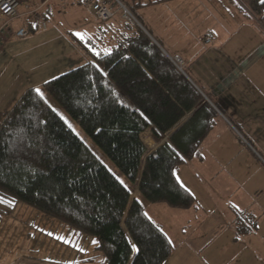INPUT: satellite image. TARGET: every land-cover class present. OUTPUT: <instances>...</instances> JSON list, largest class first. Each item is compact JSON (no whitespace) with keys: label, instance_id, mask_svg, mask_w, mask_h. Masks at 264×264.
Returning a JSON list of instances; mask_svg holds the SVG:
<instances>
[{"label":"trees","instance_id":"trees-1","mask_svg":"<svg viewBox=\"0 0 264 264\" xmlns=\"http://www.w3.org/2000/svg\"><path fill=\"white\" fill-rule=\"evenodd\" d=\"M234 1L246 17L264 26V0ZM29 22L23 26L32 27ZM108 53L44 84L43 98L36 89L26 91L6 114L0 125V197L15 209L24 205L48 217L79 238L98 241L91 243L95 249L84 264H166L173 246L139 199L180 211L194 207L175 171L197 155L215 113L201 110L146 160L142 136L153 129L154 137L163 140L200 105L202 96L145 33L137 32ZM45 96L128 186L97 159ZM241 223L243 235L257 231L256 225L248 229Z\"/></svg>","mask_w":264,"mask_h":264},{"label":"crops","instance_id":"crops-1","mask_svg":"<svg viewBox=\"0 0 264 264\" xmlns=\"http://www.w3.org/2000/svg\"><path fill=\"white\" fill-rule=\"evenodd\" d=\"M30 1L36 8L45 0ZM157 5L153 22H147L148 30L142 26L143 30L175 66L177 59L182 62L179 71L201 94L202 102L163 140L154 137L153 129L147 131L142 141L148 156L169 143V134L177 133L201 110L210 108L215 117L197 155L175 171L179 184L194 198V207L170 212L176 216L175 224L153 221L170 242L171 235L186 249L184 257L190 264H225L229 257L236 258L231 250L239 243H246L256 258L261 250L259 260L264 264V33L234 0H178ZM19 12L25 13L23 7ZM59 17L66 29L51 31L47 20L58 26ZM43 20L46 31L39 30L25 40L13 38L0 50V123L26 91L41 90L49 81L92 62L96 54L84 42L100 40L101 44L99 37L108 35L107 48L100 53L95 49L104 55L121 39L117 27L122 20L116 22L115 17L97 34L100 25L80 4H68L62 12L48 5ZM22 28L34 31L31 26ZM240 221L248 229L256 225L257 231L243 235ZM224 226L232 235L222 241L218 232Z\"/></svg>","mask_w":264,"mask_h":264},{"label":"rangeland","instance_id":"rangeland-1","mask_svg":"<svg viewBox=\"0 0 264 264\" xmlns=\"http://www.w3.org/2000/svg\"><path fill=\"white\" fill-rule=\"evenodd\" d=\"M18 1L20 2L19 9L23 7V9L25 10V13L19 12L21 18H23L27 13L31 14L34 11H40V13L42 14L44 9L48 5H54L58 7L61 12H62V8L65 7V6L61 7L53 3L47 4L48 0H45L44 3H42L41 7H36V8L30 0H18ZM119 1L126 8V10L133 16V18H135V20L138 22L139 25V27L137 25L135 27H130V25L127 22H125L122 18L124 16L123 15L124 12L120 11L118 16H116L117 19L116 22L122 20L117 27L118 32L120 33L121 36L120 41H118L117 43L118 45H121L124 44L126 40L133 37L137 32H142L147 34L145 30H143V27L144 29L148 30L146 23L153 22L156 13L155 12L156 6L158 5L153 4L154 0H119ZM26 6L29 7V10L26 9ZM117 8L120 7L117 5ZM57 19H58L57 21L60 20L59 22L61 23V25L57 26V23H51L50 20H47L51 31L54 29L56 30L66 29V25L65 23H62V19L60 17ZM20 20L13 24L8 23L9 26L6 24L7 21L5 22V20L3 21L0 20V30L3 29V34H0L1 51L6 47V44L11 39L15 38L13 36L15 30L23 29L22 28L23 19ZM249 25L250 23H248V26ZM258 29L260 30V32L264 33V26L260 25L259 23H258ZM100 30H105V29L98 26L97 34ZM10 31H12L11 35L7 33ZM29 36L30 35H28V37ZM104 36L102 38L99 37V39H102L101 44L99 42L100 40L96 42L93 41L91 43L86 41L83 43L84 47H86L90 51L96 49V51L100 53L103 48H107L108 35L106 36V39L104 38ZM96 56L97 57L101 56V54ZM182 65L176 64L179 70H182L183 68ZM46 99L48 100L51 107L55 109L56 113H58V115L61 118L64 117L67 119L68 123H70L72 126L71 127L72 131L74 129L73 132L86 144V146L97 157V159L111 173H113L124 185L128 186L126 180L120 175V173L111 164V162L107 160L102 155V153L93 145V143L88 139V137H86L83 131L76 124H74L73 121H71V119L64 113V111L60 109L51 99H49L48 97H46ZM12 108L13 107H11V109ZM63 120L65 121V119ZM136 196H137V188H135L134 190L133 199ZM2 198H3V202H0V219L2 220L1 221L2 224L0 226V264H84L83 262L92 256L95 247L91 246L92 241L90 238H86V237L79 238L69 228L60 225L57 222L55 223L48 217H45L40 213L24 205H19L18 207L20 208L18 209L19 211L16 212L13 216L9 214L7 215V213L13 210L14 205H12V203H9V200H5L7 198L4 197ZM139 200L142 203L147 215L152 220L155 221L159 220L161 223H164V225H168V226L169 224H175L177 222L176 216L170 213V212H175L174 209L169 208L165 204H149L141 198ZM159 221L158 223H160ZM193 229L194 227L189 228V233L193 231ZM49 233H52V235H49ZM218 233H219L218 234L219 239L222 241L226 240L223 238H227L228 235H232L230 229H227L226 226L223 227V230H220L219 228ZM209 234L212 235L211 237L213 240H216V238L214 237L216 236L215 235L216 233L211 231L209 232ZM58 236L68 237L75 244L79 245V248L72 246V244L64 243L61 240L56 239V237ZM175 237H177L178 240H180V237H178V235H176ZM188 237L190 238V236ZM170 239H173L172 240L173 243L172 242L171 243L173 244L174 254L171 256V258L168 260L166 264H190L187 258L184 257L186 249L183 248L181 244L177 243V241L174 240V238H172L171 235H170ZM80 249L83 250L81 251ZM233 250L236 258L232 259V257H229V259H227L225 264H263L259 260V258H261V253H262L261 250L259 251V256L257 257L258 259L256 258L255 252L252 249H250L246 243H239L238 245H234V249H232L231 252H233ZM100 262L101 259L97 258L96 263H100Z\"/></svg>","mask_w":264,"mask_h":264},{"label":"built area","instance_id":"built-area-1","mask_svg":"<svg viewBox=\"0 0 264 264\" xmlns=\"http://www.w3.org/2000/svg\"><path fill=\"white\" fill-rule=\"evenodd\" d=\"M53 3L58 6L64 7L68 4H80L87 8L93 18L101 27L107 26L119 13L123 11V20L127 22L130 26L135 27L138 22L133 18V16L126 10V8L121 4L119 0H48L47 4ZM117 5L120 8H117ZM20 2L18 0H0V20L7 21L8 23H16L20 19L28 18L32 22V29L34 31L46 30L47 24L42 20V14L40 11H34L31 14H26L23 18L19 15ZM29 10V7L26 6ZM120 9V10H119ZM21 21V20H20ZM13 30V28H12ZM3 31L0 30V33ZM29 32L26 29L15 30L13 36L16 39L23 40L26 39ZM176 64L182 65V62L177 59Z\"/></svg>","mask_w":264,"mask_h":264},{"label":"snow or ice","instance_id":"snow-or-ice-1","mask_svg":"<svg viewBox=\"0 0 264 264\" xmlns=\"http://www.w3.org/2000/svg\"><path fill=\"white\" fill-rule=\"evenodd\" d=\"M76 35L79 36L81 40H84L85 39V37L83 36V34L77 33ZM93 52H94V54L99 55V53H96L95 52V49H93ZM107 54H110V53H107ZM36 92L43 98L44 94L40 91V89H36ZM54 111H55V109H54ZM62 119H65V123H68V121H67L66 118L62 117ZM68 126H69V128L72 127L70 123H68ZM73 131H74V129H73ZM0 202H3V198L2 197H0ZM9 203H12V202H9ZM49 235H52V233H49ZM56 239L61 240L64 243L72 244V246L79 248V245L75 244L68 237L58 236V237H56ZM92 242L94 244H97L98 243V241H95V240L92 241ZM132 247H133L134 250H137L138 251V249H136V246L134 244L132 245ZM80 250L82 251L83 249H80Z\"/></svg>","mask_w":264,"mask_h":264},{"label":"water","instance_id":"water-1","mask_svg":"<svg viewBox=\"0 0 264 264\" xmlns=\"http://www.w3.org/2000/svg\"><path fill=\"white\" fill-rule=\"evenodd\" d=\"M176 133V131H172L170 134H169V137L167 138L168 140L172 139L173 135ZM149 156L146 157V160ZM144 166H145V162L143 164V167H142V173H143V169H144Z\"/></svg>","mask_w":264,"mask_h":264}]
</instances>
